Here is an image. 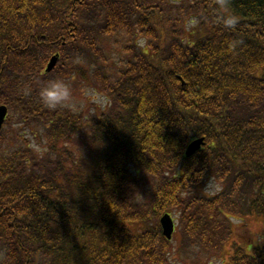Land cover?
<instances>
[{"label":"trees","instance_id":"trees-1","mask_svg":"<svg viewBox=\"0 0 264 264\" xmlns=\"http://www.w3.org/2000/svg\"><path fill=\"white\" fill-rule=\"evenodd\" d=\"M56 75L105 109L45 107ZM3 105L0 264H264V0H0Z\"/></svg>","mask_w":264,"mask_h":264},{"label":"rangeland","instance_id":"rangeland-1","mask_svg":"<svg viewBox=\"0 0 264 264\" xmlns=\"http://www.w3.org/2000/svg\"><path fill=\"white\" fill-rule=\"evenodd\" d=\"M56 76H60V75H56ZM69 81L71 82L74 97L77 99V101H80L83 104V107L79 111L84 112V113L86 112L88 114H93L95 112H100L102 109H105L106 100L104 98H101L99 95L95 94L87 82H84L83 80L76 79V78L74 80H69ZM85 93H88V95H85ZM33 143L34 145L36 144L35 141ZM36 147L41 148L39 144H36ZM84 156L87 158V156L83 152H81L80 157L84 159L85 158ZM211 183L214 185V187L208 191H211L212 193L213 191H215V189L218 190L219 186H216L214 182H211ZM176 219L178 221V226L180 229V222L178 220V216L176 217ZM256 220H259V219H257V217H249L245 219L246 222L238 221L237 219H232V223H234V226L236 227H239V226L244 227L242 229L243 232L241 231V233H243L242 237H247L252 232L256 235V238H257V236L259 235V234L257 235V233L261 232V227H259V224L258 222H256ZM259 223L261 224V222ZM248 228H250L251 231H249ZM178 239H180V237L178 238V233H177L175 237L176 244L177 242L179 243ZM249 249H246V250H249ZM2 257L3 255L1 253L0 261ZM181 260H182V256L178 255L176 257L175 264H183ZM201 264H231V263L228 257L225 256L223 260H219V259H216L214 261L210 260L208 262L201 263Z\"/></svg>","mask_w":264,"mask_h":264},{"label":"clouds","instance_id":"clouds-1","mask_svg":"<svg viewBox=\"0 0 264 264\" xmlns=\"http://www.w3.org/2000/svg\"><path fill=\"white\" fill-rule=\"evenodd\" d=\"M229 24H233L234 20H229ZM81 61L77 59L75 63H80ZM88 95V93H85ZM39 99L41 103L52 110L57 108H66L71 111H79L83 104L73 95V89L71 82L62 76H56L49 79L43 83L39 90ZM214 185L210 182L208 185L209 190H211Z\"/></svg>","mask_w":264,"mask_h":264},{"label":"water","instance_id":"water-1","mask_svg":"<svg viewBox=\"0 0 264 264\" xmlns=\"http://www.w3.org/2000/svg\"><path fill=\"white\" fill-rule=\"evenodd\" d=\"M57 61L58 58L56 57L52 58L50 64L48 65V68H46L48 72L52 71L56 67ZM7 112L8 109L4 107V105L0 107V131L8 114ZM202 144H203V140L196 141L194 142V144L192 143L187 149L186 156L188 157L193 156L200 149ZM161 224L163 227L164 236L166 237V239H171L174 233V223L171 220V217L168 215H166V217L164 216L161 220Z\"/></svg>","mask_w":264,"mask_h":264}]
</instances>
